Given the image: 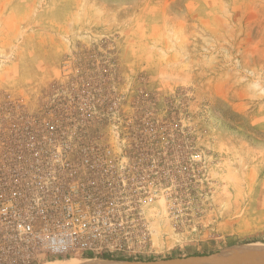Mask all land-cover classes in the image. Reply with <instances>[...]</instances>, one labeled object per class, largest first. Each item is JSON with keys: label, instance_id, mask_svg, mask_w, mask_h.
<instances>
[{"label": "rangeland", "instance_id": "374dc122", "mask_svg": "<svg viewBox=\"0 0 264 264\" xmlns=\"http://www.w3.org/2000/svg\"><path fill=\"white\" fill-rule=\"evenodd\" d=\"M15 180L78 234L37 264L264 244V0H0V187Z\"/></svg>", "mask_w": 264, "mask_h": 264}, {"label": "built area", "instance_id": "2783aa9c", "mask_svg": "<svg viewBox=\"0 0 264 264\" xmlns=\"http://www.w3.org/2000/svg\"><path fill=\"white\" fill-rule=\"evenodd\" d=\"M17 183L0 187V264H37L69 253V243L78 234L49 223L57 198ZM43 197L45 204L40 206L38 199ZM73 207L66 205L69 210Z\"/></svg>", "mask_w": 264, "mask_h": 264}, {"label": "bare ground", "instance_id": "6f19581e", "mask_svg": "<svg viewBox=\"0 0 264 264\" xmlns=\"http://www.w3.org/2000/svg\"><path fill=\"white\" fill-rule=\"evenodd\" d=\"M219 257V255H218ZM217 261H204L202 258L194 257L191 262L179 263L174 260L170 262H164L163 264H264V244L262 243H251L240 248H235L233 250H225L224 253ZM128 264H145L144 262H130L122 261V263ZM121 263L119 260L102 259V258H91L86 257L83 259H72L68 258L65 260H54L50 262H45L42 264H118ZM148 264V263H147Z\"/></svg>", "mask_w": 264, "mask_h": 264}, {"label": "trees", "instance_id": "16d2710c", "mask_svg": "<svg viewBox=\"0 0 264 264\" xmlns=\"http://www.w3.org/2000/svg\"><path fill=\"white\" fill-rule=\"evenodd\" d=\"M172 125H173V123L171 122V126ZM176 137H177V139H180V135H177ZM84 255L87 257H91V258L95 256L92 251H86V252H84ZM98 256L103 258V259L130 261V262L140 260V259H135V257H133V256L125 255L122 251L111 252V251L105 250L102 253H100Z\"/></svg>", "mask_w": 264, "mask_h": 264}]
</instances>
